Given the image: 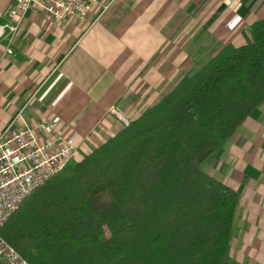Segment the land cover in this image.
I'll return each instance as SVG.
<instances>
[{
	"label": "trees",
	"instance_id": "16d2710c",
	"mask_svg": "<svg viewBox=\"0 0 264 264\" xmlns=\"http://www.w3.org/2000/svg\"><path fill=\"white\" fill-rule=\"evenodd\" d=\"M264 101V17L24 196L0 228L30 264L227 259L238 192L202 168Z\"/></svg>",
	"mask_w": 264,
	"mask_h": 264
},
{
	"label": "crops",
	"instance_id": "0c3cea01",
	"mask_svg": "<svg viewBox=\"0 0 264 264\" xmlns=\"http://www.w3.org/2000/svg\"><path fill=\"white\" fill-rule=\"evenodd\" d=\"M12 2L0 0V24L15 22ZM262 17L264 0H99L62 20L33 5L0 36V131L55 122L80 160ZM202 168L238 192L227 259L264 264V101Z\"/></svg>",
	"mask_w": 264,
	"mask_h": 264
},
{
	"label": "built area",
	"instance_id": "2783aa9c",
	"mask_svg": "<svg viewBox=\"0 0 264 264\" xmlns=\"http://www.w3.org/2000/svg\"><path fill=\"white\" fill-rule=\"evenodd\" d=\"M99 0H13L8 15L15 22L0 24V36L17 30L27 10L37 5L53 18H82ZM106 7V6H105ZM12 119L0 131V228L33 188L74 160V135L66 137L52 121L15 126ZM50 131L51 137L39 136ZM0 259L6 264H30L0 233Z\"/></svg>",
	"mask_w": 264,
	"mask_h": 264
},
{
	"label": "rangeland",
	"instance_id": "374dc122",
	"mask_svg": "<svg viewBox=\"0 0 264 264\" xmlns=\"http://www.w3.org/2000/svg\"><path fill=\"white\" fill-rule=\"evenodd\" d=\"M211 48H212V47H211V46H209V47H208V50H209V51H210V50H212V51H213V50H215V47H214V48H212V49H211ZM209 55H210V54H209ZM73 161H75V160H73ZM20 203H21V202H20ZM14 211H15V210H14ZM0 264H3V263H0Z\"/></svg>",
	"mask_w": 264,
	"mask_h": 264
}]
</instances>
